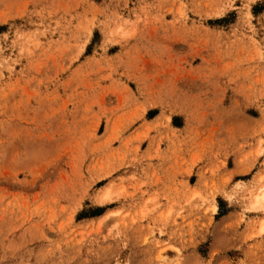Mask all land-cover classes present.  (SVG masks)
Wrapping results in <instances>:
<instances>
[{"label": "rangeland", "instance_id": "obj_1", "mask_svg": "<svg viewBox=\"0 0 264 264\" xmlns=\"http://www.w3.org/2000/svg\"><path fill=\"white\" fill-rule=\"evenodd\" d=\"M264 0H0V264H264Z\"/></svg>", "mask_w": 264, "mask_h": 264}, {"label": "bare ground", "instance_id": "obj_2", "mask_svg": "<svg viewBox=\"0 0 264 264\" xmlns=\"http://www.w3.org/2000/svg\"><path fill=\"white\" fill-rule=\"evenodd\" d=\"M260 192L253 197L252 207L254 209L264 207V187L259 190ZM264 231V221L261 223L260 232Z\"/></svg>", "mask_w": 264, "mask_h": 264}]
</instances>
